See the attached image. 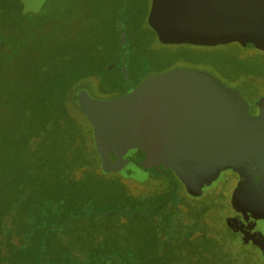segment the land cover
Wrapping results in <instances>:
<instances>
[{
	"label": "trees",
	"instance_id": "obj_1",
	"mask_svg": "<svg viewBox=\"0 0 264 264\" xmlns=\"http://www.w3.org/2000/svg\"><path fill=\"white\" fill-rule=\"evenodd\" d=\"M120 24L119 19V40ZM102 29L107 57L101 59L103 51L91 45L87 54L65 59V47L48 44L38 51L41 59L35 56V68L0 81V264H264L250 247L234 242L227 222L206 220L218 206L194 210L189 205L186 213L180 203L170 206L176 193L172 182V191L146 216L117 209L103 214L81 210L95 193L101 159L93 126L79 108L71 109L70 96L77 100L74 87L99 78L105 63L115 59L114 48L121 43L112 41L107 26ZM233 44L238 43L210 48ZM137 45L146 49L147 38ZM145 49L137 53L140 69L150 65ZM249 63L238 57L218 62L215 56L194 64L221 69L224 77L232 71L235 86L242 76L251 84L264 82V73ZM109 78L122 85L119 78ZM5 114L11 117L8 122ZM101 215L120 218L111 223ZM136 216L154 219L156 232L127 223Z\"/></svg>",
	"mask_w": 264,
	"mask_h": 264
},
{
	"label": "water",
	"instance_id": "obj_2",
	"mask_svg": "<svg viewBox=\"0 0 264 264\" xmlns=\"http://www.w3.org/2000/svg\"><path fill=\"white\" fill-rule=\"evenodd\" d=\"M148 24L162 44L238 43L264 52V0H151ZM78 102L105 173L143 181L147 174L127 159L139 150L144 167L172 170L193 197L225 171L238 173L232 201L247 207L227 224L234 242L256 249L264 261V97L253 115L241 92L211 73L175 69L125 97L104 101L79 91Z\"/></svg>",
	"mask_w": 264,
	"mask_h": 264
},
{
	"label": "rangeland",
	"instance_id": "obj_3",
	"mask_svg": "<svg viewBox=\"0 0 264 264\" xmlns=\"http://www.w3.org/2000/svg\"><path fill=\"white\" fill-rule=\"evenodd\" d=\"M150 6L151 0H0V60H2L0 81H12L23 74V72L19 73L20 70L35 68V56L39 55L41 59L38 51L48 44L52 48L65 47L63 51L65 59L87 54L91 45L93 47L97 45V50L103 51L102 28L105 26L113 37L112 41L118 44L120 40L116 24L120 19L123 31L129 41L137 43L140 38H147V44L151 46L147 51H153L158 66L209 70V73L211 72L227 87H236L248 103H254L260 99V95L264 93L263 81L259 84L253 82L251 84L247 76H242L235 86L232 85L234 82L231 80H235L236 74L233 75L232 71H229V76L224 77L220 72L221 69L194 65V63L204 59L212 60L215 56L218 62L238 57L250 62L252 68H258L264 73V52L247 50L238 44L216 49L190 44H162L148 24ZM117 52L120 53L121 48ZM100 58L103 59V57ZM74 88L75 91L77 90L75 93L77 100L74 101V95L70 96L72 110L77 111L79 108L83 112L78 105L79 91L86 92L94 99L103 98V95L100 94L102 90L97 89L94 79H85ZM77 114L76 116H78ZM10 118L9 114H5L3 120L8 122ZM80 120L82 121V119ZM100 168L99 181L95 184V193L92 198H88L86 201L84 208L81 209L83 212L95 210L103 214L108 210L117 209L126 215L136 212L146 216L145 212L157 201L167 196L173 188V184L158 173H150L147 175V179L141 182L128 180L115 172L105 173L101 165ZM80 175L81 173H78V177ZM87 176L85 174V177ZM228 176L227 173L225 178ZM120 183L125 185L122 193L120 189L124 185ZM222 184H215L201 198L189 195L184 186L176 181L174 184L176 193L170 198L169 205L174 206L176 203H180V209L185 213L189 205L191 208L194 207V210L205 207L213 209L218 206L213 209L206 220L210 222L211 219V222L218 221L224 225L228 216L231 215L228 195H230L232 185L222 187ZM217 186H221L218 192L221 195L224 191V197L218 196ZM70 212L72 215L77 214ZM99 217L103 220H110L111 223L120 218V216H115L109 219L105 215ZM127 219L122 220L126 222ZM154 221L151 218L144 219L136 216L135 219H131L127 223L135 227L142 224L143 227L148 226L151 231L156 232L152 230L155 226L152 224ZM165 241H167L166 237ZM252 252L258 255L256 249Z\"/></svg>",
	"mask_w": 264,
	"mask_h": 264
},
{
	"label": "flooded vegetation",
	"instance_id": "obj_4",
	"mask_svg": "<svg viewBox=\"0 0 264 264\" xmlns=\"http://www.w3.org/2000/svg\"><path fill=\"white\" fill-rule=\"evenodd\" d=\"M156 37H157V35H156ZM122 39L123 38L121 36V39L118 42V44L119 43H121V44L117 45V47L114 48L115 59L105 63V68L101 72V75L99 78H93L94 80H96V85H97L98 90L99 89L102 90V91H100V94L103 95V98L97 99V100L109 101V100H116V99L125 97L126 95H128V94L132 93L133 91H135L136 89H138L140 86H142L144 84V82L147 79H149L153 76L161 75V74L173 71L175 69H185V68L179 67V66H177L175 68H171L170 66H168L166 68L158 66L157 65L158 63L155 61V55L153 54V51H151V50L147 51L151 46H148V44H147L146 49L143 47L140 48V47H138L137 43L129 41L127 39V37H126V43L127 44L124 45V42ZM120 48H121V52L119 53V52H117V50ZM139 49H145V51L143 50L145 52L144 54L150 60V65H149V68H147V69H140L136 65L137 53L138 54L140 53ZM104 54H105V52L103 51L102 57H107ZM186 70L206 71V70H202V69H188V68ZM206 72H209V71H206ZM104 77L107 79H105ZM109 77H111L112 79L119 78L122 82V85L121 86H115L114 84H112L111 79ZM106 87L108 88V90L106 89ZM229 87L237 89L236 87H233V86H229ZM105 89H106V91H105ZM262 97H264V94L261 95L259 98H262ZM256 102H254V103L250 102V105H251L250 113L253 115L257 114V112H254ZM127 159L129 161H131L132 163L137 164L138 167L142 171H144L147 175H149L152 172L153 173L158 172L159 174H161L165 178H167L170 182L175 184V182L178 181L180 184L183 185V183L180 181V179L170 169H166L162 166L161 167L154 166L150 169L144 167L143 163L146 159V154L142 151L137 150L131 156L127 157ZM227 173L229 174V176L227 178H225V175ZM128 179H130L132 181H138V180L133 179V178H128ZM146 179H147V177L143 181H145ZM239 181H240V177H239L238 173H236L234 171H225L222 174L221 179L216 183V185H217L218 183L222 184V182H224L222 184V187H226V185H229V184L232 185L230 192H229L230 195H228L229 205L231 208V211H230L231 215L228 216V218L229 217L233 218L236 215L242 214V211L247 207L246 205H241L240 203H242V202H240V203L234 202V204H233V201H232L233 193H234ZM213 187H214V185L211 188H209L208 190L212 189ZM184 189H185V187H184ZM220 189H221V186H219L216 189V192L220 191ZM207 191L202 196H199V197H201V198L204 197L206 195ZM217 194L220 197L221 196L224 197V195H225L224 191L221 193V195H220V192H218ZM255 195H257V194L255 193ZM262 195L263 194H261L260 196H262ZM257 196H259V195H257ZM259 199L261 201L262 200L264 201V198L261 199V197H259ZM252 207H253V212L255 215L261 214V213H259L256 206L253 205Z\"/></svg>",
	"mask_w": 264,
	"mask_h": 264
}]
</instances>
